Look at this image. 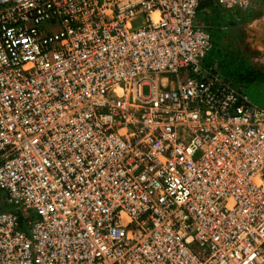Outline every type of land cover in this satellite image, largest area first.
<instances>
[{"label":"built area","instance_id":"1","mask_svg":"<svg viewBox=\"0 0 264 264\" xmlns=\"http://www.w3.org/2000/svg\"><path fill=\"white\" fill-rule=\"evenodd\" d=\"M206 1L253 0L0 3V264H264V107Z\"/></svg>","mask_w":264,"mask_h":264},{"label":"rangeland","instance_id":"2","mask_svg":"<svg viewBox=\"0 0 264 264\" xmlns=\"http://www.w3.org/2000/svg\"><path fill=\"white\" fill-rule=\"evenodd\" d=\"M208 26L214 36V49L209 60L219 65L220 72L235 85H240L251 100L264 107V0H253L241 11H222L213 1L204 5ZM251 25L252 30L244 31ZM144 94L150 88L145 86ZM0 201L2 193L0 192Z\"/></svg>","mask_w":264,"mask_h":264},{"label":"crops","instance_id":"3","mask_svg":"<svg viewBox=\"0 0 264 264\" xmlns=\"http://www.w3.org/2000/svg\"><path fill=\"white\" fill-rule=\"evenodd\" d=\"M252 4V3H251ZM250 4V5H251ZM207 7V6H206ZM206 7L203 5V6H201L200 7V9H199V12H198V15H197V18H196V22L198 23V24H204V25H208L207 24V18L205 17V15H206V13H205V11L207 12V9H206ZM238 11H241V10H238ZM249 30L251 31L252 30V26L251 25H248V26H245V30L244 31H246V32H249ZM261 41H262V43H263V45H264V27H263V30L261 31Z\"/></svg>","mask_w":264,"mask_h":264},{"label":"trees","instance_id":"4","mask_svg":"<svg viewBox=\"0 0 264 264\" xmlns=\"http://www.w3.org/2000/svg\"><path fill=\"white\" fill-rule=\"evenodd\" d=\"M207 3H210V1H206V2L202 3L201 6H203V5L207 4ZM201 6H200V7H201Z\"/></svg>","mask_w":264,"mask_h":264},{"label":"water","instance_id":"5","mask_svg":"<svg viewBox=\"0 0 264 264\" xmlns=\"http://www.w3.org/2000/svg\"><path fill=\"white\" fill-rule=\"evenodd\" d=\"M5 1H9V0H0V3L5 2Z\"/></svg>","mask_w":264,"mask_h":264}]
</instances>
